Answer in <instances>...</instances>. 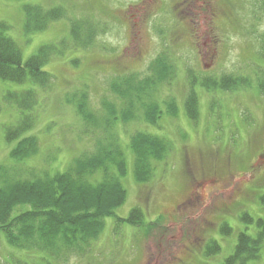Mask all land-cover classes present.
Returning <instances> with one entry per match:
<instances>
[{"label":"rangeland","instance_id":"rangeland-1","mask_svg":"<svg viewBox=\"0 0 264 264\" xmlns=\"http://www.w3.org/2000/svg\"><path fill=\"white\" fill-rule=\"evenodd\" d=\"M26 6L61 8L64 17L28 34L23 30ZM76 20L90 24L84 36L100 33L92 46L72 47L71 23ZM1 25L5 28L0 34L19 46L23 63L42 47L69 43L42 67L53 78L48 90L0 79V166L23 180H32L33 171L63 173L83 152H93L103 131L82 122L73 97L85 94L90 111L105 119L106 107L120 110L110 82L118 79L113 83L121 85L127 79L119 77L147 76L149 64L163 52L173 62L176 79L153 96L163 111L156 126L146 124L141 115L114 126L127 169L120 179L125 203L115 215L126 219L139 208L143 224L116 226L114 217L107 218L90 252L66 261L63 253L60 258L39 251L28 254L0 239V264H224L238 234L256 236L258 221L264 224V93L257 89L264 73V0H0ZM130 29L134 36L142 31L144 37L135 63L125 49ZM193 75L196 123L185 116L184 106ZM229 75L244 78L250 87L229 92L206 91L199 85ZM28 90L34 91L37 102L27 115L32 127L24 137L37 139L38 152L16 162L9 154L18 141L8 143L5 129L16 126L22 113L3 97ZM168 100L175 101L176 116L165 114ZM136 133L165 140L171 149L166 160L155 164L146 184L136 183L133 176L130 141ZM243 213L252 218L251 224L240 220ZM148 223L155 228L146 232ZM223 225L232 232L221 234ZM210 241L221 250L207 257ZM249 264H264V242L257 260Z\"/></svg>","mask_w":264,"mask_h":264},{"label":"trees","instance_id":"trees-1","mask_svg":"<svg viewBox=\"0 0 264 264\" xmlns=\"http://www.w3.org/2000/svg\"><path fill=\"white\" fill-rule=\"evenodd\" d=\"M23 10V30L28 34L42 32L51 23L64 17L61 8L43 10L40 7L26 6ZM85 26L89 31L90 24L83 23L82 20L71 23L70 43L75 49L92 46L100 34L98 32L95 37L96 32L91 31L87 37L84 36ZM0 28L5 26L1 25ZM68 45V42L63 41L58 46L42 47L23 63L19 46L12 39L0 34V79L18 85L31 82L42 90H48L53 78L42 71V67L50 58L61 54L60 48L67 49ZM165 54H159L149 64L147 76L134 74L126 78L119 77L121 80L127 79L121 85L113 83L118 79L110 82V93L120 103V110L117 111L114 105L106 107L108 115L105 119L96 118L90 111L85 94L77 99L72 98L76 114L82 122L93 129H102L103 132L97 134L98 140L96 139L93 152H83L65 172L50 176L44 172L38 174L33 171L32 180H23L17 175H10L6 167L0 166L2 241L15 251H25L28 254L39 251L60 258L63 253L62 259L66 261L67 257H81L90 252L93 243L99 239L107 218L114 217L116 226L122 223L129 226L143 224V214L139 208L131 210L126 219L117 218L115 215V210L125 203L126 192L120 179L126 175L127 169L125 155L117 141L114 126L118 121L126 124L141 116L146 124L156 126L161 119L162 108L153 96L163 84L176 79L173 62ZM196 79L194 75L191 76L184 102L185 116L195 123L198 117ZM199 85L206 91L217 88L229 92L250 87L247 80L233 75L223 76L218 80L201 81ZM257 89L260 94L264 93V73L258 80ZM3 101L19 114L22 113V119L16 126L5 129V140L8 143L18 141L9 157L21 162L38 152L37 139L24 137L32 127V120H28L27 115L35 107L37 96L31 90L6 93ZM164 107L165 114L176 116L174 100L165 102ZM88 130L91 131L90 128ZM92 134L95 135L94 132ZM170 150L165 140L144 133H136L134 137L132 135L130 151L134 155L135 182L148 183L153 177L155 164L166 160ZM261 200L264 203V198ZM240 220L248 224L253 222L247 213H243ZM257 226L260 231L254 238L247 234H238L232 253L224 260V264H249L257 260L264 242V224L258 221ZM145 228L149 232L155 228V223H148ZM231 232L232 229L226 225L220 229L221 234ZM219 250L218 243L210 241L206 245L205 255L215 256L219 254Z\"/></svg>","mask_w":264,"mask_h":264},{"label":"flooded vegetation","instance_id":"flooded-vegetation-1","mask_svg":"<svg viewBox=\"0 0 264 264\" xmlns=\"http://www.w3.org/2000/svg\"><path fill=\"white\" fill-rule=\"evenodd\" d=\"M143 35H142V31H139L138 34L136 36H134V32L130 29L129 31V41H128V46H125V49H127L129 55H131V59L133 63L137 62L136 60L139 58V54H140V49L143 45ZM133 42H135V44L133 45V47L131 48V45L133 44ZM129 49H135V52L132 54L131 52H129ZM214 54L215 52L212 51L210 54L211 59L214 58Z\"/></svg>","mask_w":264,"mask_h":264}]
</instances>
